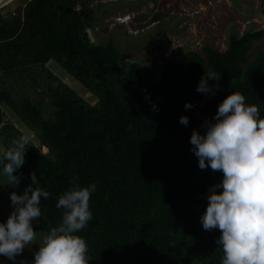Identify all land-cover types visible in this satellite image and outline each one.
I'll use <instances>...</instances> for the list:
<instances>
[{
	"label": "trees",
	"instance_id": "trees-1",
	"mask_svg": "<svg viewBox=\"0 0 264 264\" xmlns=\"http://www.w3.org/2000/svg\"><path fill=\"white\" fill-rule=\"evenodd\" d=\"M91 1L22 0L12 10H0V144L11 147L21 135L4 120V104L46 149L26 146L25 163L16 172L20 184L7 191L23 194L36 173L51 195L41 198L42 215L33 228L47 234L61 220L59 195L72 182L94 183L93 217L77 233L88 244L89 264H221L216 242L221 233L205 231L200 218L209 189L223 173L199 168L190 137L194 129L206 132L205 121H213L233 91L246 104H257L264 118V47L247 55L263 31L229 34L223 49L205 44L200 52L184 51L144 81L137 61L120 56L110 40L89 39L85 28L96 19ZM48 61L95 102L53 75ZM31 66L54 82L45 85V104L24 92L13 98L4 84ZM209 70L220 79L208 81L212 93L198 92ZM186 103L192 107L186 109ZM46 106L51 110L44 116ZM181 116L188 117L187 125Z\"/></svg>",
	"mask_w": 264,
	"mask_h": 264
},
{
	"label": "clouds",
	"instance_id": "clouds-1",
	"mask_svg": "<svg viewBox=\"0 0 264 264\" xmlns=\"http://www.w3.org/2000/svg\"><path fill=\"white\" fill-rule=\"evenodd\" d=\"M210 79L218 81L220 75L209 70L197 91L212 93ZM191 107L185 104L186 109ZM260 114L257 104H246L245 96L233 91L220 103L214 122L205 121L206 132L194 129L190 137L199 168L223 173L222 181L209 189L207 208L200 218L205 231L219 229L221 233L216 241L223 251L221 264H264V118ZM180 123L187 125L188 117L181 116ZM32 140L30 133H22L11 147L0 150L6 185L20 184L16 172L25 163L26 146ZM30 175L32 183L23 194L10 193L13 210L6 222H0V255L13 261L37 242L33 221L42 215L41 198L51 195L39 186L35 172ZM218 188L222 191L217 192ZM95 189L94 183L72 182L59 195L56 207L63 210L61 220L43 237L33 264H89L88 244L77 233L93 217L90 197Z\"/></svg>",
	"mask_w": 264,
	"mask_h": 264
},
{
	"label": "rangeland",
	"instance_id": "rangeland-1",
	"mask_svg": "<svg viewBox=\"0 0 264 264\" xmlns=\"http://www.w3.org/2000/svg\"><path fill=\"white\" fill-rule=\"evenodd\" d=\"M22 0H8L0 6L2 13L20 5ZM95 21L89 34L93 41L110 40L118 54L137 61L144 81H151L162 69L163 63H175L179 55L187 50L201 51L205 44L223 49L229 34L262 30V36L252 41L247 55L264 47V0H92ZM47 69L58 79L67 83L87 102L95 98L73 79L57 63L48 61ZM45 81L34 66L18 73L14 78L6 77L4 84L13 98L24 92L35 102L47 100ZM4 120L12 121L22 133H30L32 143L41 151L35 135L16 120L6 105L1 104ZM50 107H45L47 116ZM4 147L0 144V150ZM6 177L0 175V222H6L13 206L7 191ZM46 233L37 231V242L26 247L15 260L0 255V264H33L34 253Z\"/></svg>",
	"mask_w": 264,
	"mask_h": 264
},
{
	"label": "built area",
	"instance_id": "built-area-1",
	"mask_svg": "<svg viewBox=\"0 0 264 264\" xmlns=\"http://www.w3.org/2000/svg\"><path fill=\"white\" fill-rule=\"evenodd\" d=\"M88 29H89V28L86 27V28H85V31H86V33H87L89 39L92 40V39H91V36H90V34H89V30H88Z\"/></svg>",
	"mask_w": 264,
	"mask_h": 264
},
{
	"label": "water",
	"instance_id": "water-1",
	"mask_svg": "<svg viewBox=\"0 0 264 264\" xmlns=\"http://www.w3.org/2000/svg\"><path fill=\"white\" fill-rule=\"evenodd\" d=\"M6 1H8V0H0V6H1L2 4H4Z\"/></svg>",
	"mask_w": 264,
	"mask_h": 264
}]
</instances>
